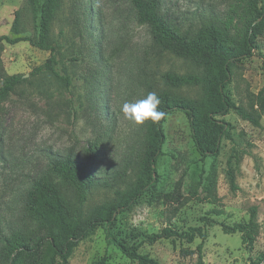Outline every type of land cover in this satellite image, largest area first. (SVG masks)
<instances>
[{
    "label": "rangeland",
    "instance_id": "374dc122",
    "mask_svg": "<svg viewBox=\"0 0 264 264\" xmlns=\"http://www.w3.org/2000/svg\"><path fill=\"white\" fill-rule=\"evenodd\" d=\"M158 13L181 35L192 37L208 21H230L227 43L239 42L252 2L256 0H158ZM39 0H0V35L36 38ZM49 37L55 46L57 71L71 79L65 85L49 74L30 76L50 55L28 41H0V77L22 74L27 80L0 103V255L28 215L25 191L50 166L48 152L86 159L96 146L94 174L103 183L78 200L77 192L62 185L65 197L82 216L99 205L116 202L141 173L148 121L137 125L125 119L121 105L149 92L199 100L201 86H174L165 74L195 71L191 61L155 44L152 30L139 21L132 0H59ZM253 55L237 61L226 93L237 103L264 89V33ZM231 125L232 140L224 138L216 156L202 158L191 136L187 115L175 110L163 124L165 142L155 162L159 180L130 207H119L112 232L138 252L163 264H196L194 250L201 241L180 238L143 240L169 226L178 231L202 227L203 260L207 264H264V112L262 127L242 119L234 110L218 116ZM231 157V162L228 160ZM235 177L231 186L228 171ZM212 174V195L204 189ZM180 184L184 204L163 195ZM256 207L257 228L243 242L240 232L223 226L246 223ZM137 264L113 244L97 226L73 248L66 264Z\"/></svg>",
    "mask_w": 264,
    "mask_h": 264
},
{
    "label": "trees",
    "instance_id": "16d2710c",
    "mask_svg": "<svg viewBox=\"0 0 264 264\" xmlns=\"http://www.w3.org/2000/svg\"><path fill=\"white\" fill-rule=\"evenodd\" d=\"M40 20L36 38L26 36L0 35V41L15 44L28 41L32 46L50 52L49 57L30 72V76L49 74L62 81L71 83L68 76L61 75L56 66L55 46L51 43L49 32L59 0H39ZM140 22L146 23L152 30L153 42L163 49L188 59L195 66V71L184 74H165V79L174 86H201L203 96L199 100L186 99L168 92L157 93L161 103L159 110L163 117L159 121H148L146 130V148L139 178L126 190L119 191L117 201L108 205H99L82 216L78 209H73L65 197L62 185L67 183L78 195V200L86 199L87 192L102 186L93 171L96 146L89 145L86 159L48 152L49 168L34 180L25 191L24 206L28 220L20 230L6 240L0 264H66L76 244L92 232L97 226H103L108 244H113L128 258L137 264H163L155 258L138 252L139 244L127 246L122 239L112 232L113 216L119 207H130L140 196L156 186L159 176L154 167L162 154L165 142L163 124L166 116L175 110L184 112L189 118L193 143L202 158L216 156L220 152L224 138L232 140L231 125L218 116L234 110L242 119L256 127H262L261 116L264 112V89L251 94L248 103L237 104L225 91L232 79L234 64L253 55L257 50V39L264 33V0L252 2L250 15L246 18L240 40L235 45L227 42L230 21L223 23L208 21L192 37L181 35L173 30L158 13V0H132ZM27 78L22 74H4L0 77V103L4 101ZM231 162V157L228 163ZM231 186L236 188L235 177L228 171ZM213 176L205 179L204 189L207 195L213 193ZM179 181L174 189L163 195L164 200L184 204L188 198L180 200ZM256 207L250 209L246 223H236L231 227L223 226L225 233L240 232L243 242L257 228ZM180 238L188 243L195 237L201 241L194 250L180 251L181 255L197 254L196 264H207L203 260V242L207 238L202 227H190L187 231H178L166 226L158 232L146 235L143 240L154 242L159 238ZM101 258L95 264H104Z\"/></svg>",
    "mask_w": 264,
    "mask_h": 264
},
{
    "label": "clouds",
    "instance_id": "9594fccd",
    "mask_svg": "<svg viewBox=\"0 0 264 264\" xmlns=\"http://www.w3.org/2000/svg\"><path fill=\"white\" fill-rule=\"evenodd\" d=\"M160 103L157 93L153 91L135 102L125 101L121 105V112L125 119L137 125H142L146 121L155 122L163 117V112L159 110Z\"/></svg>",
    "mask_w": 264,
    "mask_h": 264
}]
</instances>
